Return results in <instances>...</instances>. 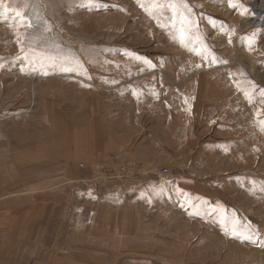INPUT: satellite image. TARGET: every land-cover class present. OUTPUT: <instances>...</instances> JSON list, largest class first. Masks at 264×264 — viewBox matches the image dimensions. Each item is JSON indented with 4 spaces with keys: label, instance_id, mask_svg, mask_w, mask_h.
<instances>
[{
    "label": "rangeland",
    "instance_id": "1",
    "mask_svg": "<svg viewBox=\"0 0 264 264\" xmlns=\"http://www.w3.org/2000/svg\"><path fill=\"white\" fill-rule=\"evenodd\" d=\"M140 2L0 0L2 173L72 144L73 186L127 214L89 264H264V0Z\"/></svg>",
    "mask_w": 264,
    "mask_h": 264
},
{
    "label": "crops",
    "instance_id": "2",
    "mask_svg": "<svg viewBox=\"0 0 264 264\" xmlns=\"http://www.w3.org/2000/svg\"><path fill=\"white\" fill-rule=\"evenodd\" d=\"M51 142L42 152H34L35 158L17 157L18 168L25 169L22 175L13 173L12 165L10 175H4L0 167V260L7 258L4 264H89L90 258L103 259L114 253V247L128 244L129 236L122 232L127 223L125 208L88 197L90 186H73L77 175L70 163L79 158L70 150L72 144L67 154H61V142L54 140V146ZM39 160L51 164L52 171L27 172V167H34L28 163ZM60 163L67 169H60ZM28 178L37 182L31 189ZM44 180H52V186L45 187ZM75 194L84 197L75 201Z\"/></svg>",
    "mask_w": 264,
    "mask_h": 264
},
{
    "label": "snow or ice",
    "instance_id": "3",
    "mask_svg": "<svg viewBox=\"0 0 264 264\" xmlns=\"http://www.w3.org/2000/svg\"><path fill=\"white\" fill-rule=\"evenodd\" d=\"M138 4H139L140 7L144 8L146 11H148V6H146L144 3H141L140 0H138ZM159 6L160 5L156 3V0H153V2L151 4V7L152 8H157ZM228 6L230 8H234V9H238V10H241L242 9L241 10V13H240L241 15H244L245 13L248 12V9L243 8L242 5H239L237 3H234L233 0H228ZM169 7L174 8L175 5L174 4H170ZM183 7L187 9L188 8V5L187 4H184ZM7 11L8 10L5 9L3 12H0V18H2V19H10L11 17H9L7 15ZM175 15L176 14L174 13L173 14V20L175 19ZM15 17L20 21V24L18 26H24L25 21H27V27H29V28L34 27V25L31 23V19L30 18H26L23 11L18 10V9L15 10ZM186 23L187 24H190V18L184 17L183 14H181V31H180L181 42H183V39H184V36H185L184 26H185ZM21 51L24 52V49L21 48ZM17 59L27 60L28 59V53L25 52L24 55H23V57H17ZM47 59L50 61V63L53 66H55V59L54 58L48 57ZM61 70L68 71L70 69L65 68V67H63L61 65ZM262 95H264V93H262ZM257 116H259V112L257 113ZM259 123L261 124L262 130H264V121H259ZM233 231H235V229H233ZM244 239H247V240H249L252 243H256V241L253 239V237L251 235L245 236ZM261 246H264V245H261Z\"/></svg>",
    "mask_w": 264,
    "mask_h": 264
},
{
    "label": "built area",
    "instance_id": "4",
    "mask_svg": "<svg viewBox=\"0 0 264 264\" xmlns=\"http://www.w3.org/2000/svg\"><path fill=\"white\" fill-rule=\"evenodd\" d=\"M162 173H166V170H162Z\"/></svg>",
    "mask_w": 264,
    "mask_h": 264
},
{
    "label": "bare ground",
    "instance_id": "5",
    "mask_svg": "<svg viewBox=\"0 0 264 264\" xmlns=\"http://www.w3.org/2000/svg\"><path fill=\"white\" fill-rule=\"evenodd\" d=\"M55 134V133H54ZM69 136H71V135H69ZM32 153V152H31ZM26 156V155H25ZM27 157V156H26ZM29 157V156H28ZM12 165V164H11Z\"/></svg>",
    "mask_w": 264,
    "mask_h": 264
}]
</instances>
